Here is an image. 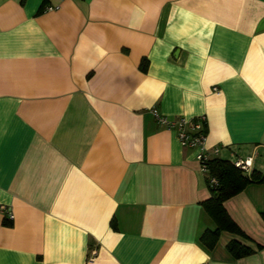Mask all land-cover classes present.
<instances>
[{"label":"crops","instance_id":"1","mask_svg":"<svg viewBox=\"0 0 264 264\" xmlns=\"http://www.w3.org/2000/svg\"><path fill=\"white\" fill-rule=\"evenodd\" d=\"M151 109L264 176V0H0V264H264V181L205 247V175Z\"/></svg>","mask_w":264,"mask_h":264},{"label":"trees","instance_id":"2","mask_svg":"<svg viewBox=\"0 0 264 264\" xmlns=\"http://www.w3.org/2000/svg\"><path fill=\"white\" fill-rule=\"evenodd\" d=\"M206 166L208 175L216 180V186L214 188L208 186L211 197L203 203V208L212 217L216 228L212 232L205 231L201 235L200 241L205 247L210 248L213 246L219 231L244 237L225 213L222 202L238 193L248 183L264 181V176H260L255 171H251L246 176L236 169L232 163L216 158L209 159ZM227 251L234 258L243 257L251 252L248 247L240 245L233 240L227 245Z\"/></svg>","mask_w":264,"mask_h":264},{"label":"built area","instance_id":"3","mask_svg":"<svg viewBox=\"0 0 264 264\" xmlns=\"http://www.w3.org/2000/svg\"><path fill=\"white\" fill-rule=\"evenodd\" d=\"M45 10H51V8H46ZM150 113L157 124L167 130H172L175 132L177 141L182 148L195 150L194 158L199 166V170L203 175H205L207 185L214 188L216 186V180L208 175L206 163L209 159H211V156L217 155L218 148H213L210 152H208L205 148V135L203 130L204 117H178L167 120L165 117L158 115L154 109H151ZM232 165L246 176H248L251 172L250 160H236L232 162ZM0 211L4 213V216L7 218V220H12V215L9 211H6L4 207L0 206ZM94 257L95 248H91L89 250L86 262H92Z\"/></svg>","mask_w":264,"mask_h":264}]
</instances>
